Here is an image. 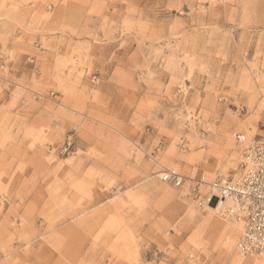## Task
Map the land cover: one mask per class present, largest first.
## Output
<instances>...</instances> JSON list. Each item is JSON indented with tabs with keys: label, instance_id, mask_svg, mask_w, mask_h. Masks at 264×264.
Returning <instances> with one entry per match:
<instances>
[{
	"label": "rangeland",
	"instance_id": "1",
	"mask_svg": "<svg viewBox=\"0 0 264 264\" xmlns=\"http://www.w3.org/2000/svg\"><path fill=\"white\" fill-rule=\"evenodd\" d=\"M233 132L264 138V0H0V264H263L192 191Z\"/></svg>",
	"mask_w": 264,
	"mask_h": 264
},
{
	"label": "built area",
	"instance_id": "2",
	"mask_svg": "<svg viewBox=\"0 0 264 264\" xmlns=\"http://www.w3.org/2000/svg\"><path fill=\"white\" fill-rule=\"evenodd\" d=\"M223 97L219 98L221 101ZM243 110V106L236 107ZM238 145L239 159L234 172L228 176H217L209 183L207 195H200L195 179L192 191L199 205L208 203V194L225 203L223 216L233 223L241 224V231L235 243L241 255H264V138L247 139L241 132H233ZM72 141L67 138L65 150ZM184 175L167 169L160 173V180L173 187H180ZM212 197V196H211ZM2 201L0 200V204Z\"/></svg>",
	"mask_w": 264,
	"mask_h": 264
},
{
	"label": "bare ground",
	"instance_id": "3",
	"mask_svg": "<svg viewBox=\"0 0 264 264\" xmlns=\"http://www.w3.org/2000/svg\"><path fill=\"white\" fill-rule=\"evenodd\" d=\"M201 181L202 182H204L208 187H209V183L212 181V180H206V181H204V178H202L201 179ZM208 191H209V189H208ZM208 199H210V201H208V203H206L207 205V207L209 208V209H211L212 211H218V210H222L223 208H224V206H225V203L226 202H224L222 199H217V198H215L214 196H215V194L214 193H212V194H208ZM212 196V197H211ZM213 200H215L216 202H215V204H213V207L212 206H210L209 204L213 201ZM227 219V218H226ZM228 220V219H227ZM230 221V220H229ZM240 224V223H239ZM241 225V224H240ZM264 264V263H263Z\"/></svg>",
	"mask_w": 264,
	"mask_h": 264
}]
</instances>
